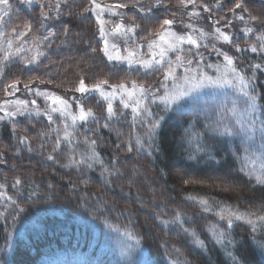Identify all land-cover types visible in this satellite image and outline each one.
Returning a JSON list of instances; mask_svg holds the SVG:
<instances>
[{
	"label": "trees",
	"instance_id": "obj_1",
	"mask_svg": "<svg viewBox=\"0 0 264 264\" xmlns=\"http://www.w3.org/2000/svg\"><path fill=\"white\" fill-rule=\"evenodd\" d=\"M101 1L132 7L135 11H129L128 15L140 25L137 28L140 38L149 37V32L157 29L163 19L175 20L180 9H184L178 0H165L167 7L160 8L152 7L154 0ZM10 2L13 26L31 23L36 35H47L49 30L57 35L45 42L42 50L46 55L38 65L26 67L17 58L7 65L0 75V99L4 97L5 86L13 80H20L21 85L31 80L34 85L46 86L60 95L75 92L72 89L81 77L87 85L107 79L109 85L130 84L135 80L151 85L152 89L161 86L162 72L119 68L104 57L95 20L89 13L81 15L88 7V0H67L61 5L59 16L53 11L52 18L44 21V28H41L40 5L47 10L50 3L40 0L24 6L20 0ZM215 3L216 0H196L195 7L201 9L202 4H207L211 8L206 12L210 22L219 21L215 24L223 27L233 14L228 9L235 0H222L220 8L213 7ZM136 4L145 13L137 11L133 7ZM245 6L253 15L264 19V0H246ZM149 8L151 12L147 11ZM237 13L247 19V13L241 10ZM250 26L254 33L247 37L238 34L228 48L221 46L235 58L238 69L249 76L252 63H264V53L258 55L248 50L264 25L251 22ZM65 27L69 29L67 37L63 35ZM32 38L29 34L27 40ZM237 44L244 51L237 52ZM92 48L97 51L92 52ZM255 87L264 96V72L257 70ZM236 96L233 90L191 101L183 112H174L164 119L151 149L145 138L139 151L134 137L143 138L146 126L141 122L133 125L125 115L106 121L104 106L95 97L84 99L82 104L85 109L92 108L96 119H90L87 124L78 122L72 130L71 143L61 139L59 148L55 147L57 129L61 138L63 130L57 121L50 124L44 117L37 120L20 117L3 122L0 159L4 162L0 163V184L4 187L0 192L5 198L0 200V264H135L141 254L149 264H232L229 253L240 264H264V250L257 246L264 242V227L253 233L250 225L234 221L233 227L227 229L226 222L218 221L214 212L205 213L199 204L187 199L190 195L203 197L210 203L241 210L264 208V185L241 171L244 157L259 145L248 148L235 136L230 137L228 147L225 137L206 127L217 119L218 108L230 105ZM260 103L264 104V99ZM106 122L108 127H104ZM182 129L209 151L208 162L196 157L191 149L176 150ZM42 132L49 134L41 136ZM22 136L28 138L24 144L19 143ZM85 137L96 140L99 162L89 161L91 168L87 163H70V158L80 161L82 153L88 155ZM49 155L53 160L47 159ZM104 169H111L113 174ZM16 178L21 180L18 186H14ZM224 186L229 190H223ZM8 197L25 211L18 213ZM177 212L182 213L183 227L195 230L205 241V249L196 247L192 237L174 222ZM212 224L226 230L223 244L213 239L209 231ZM126 230L136 238L135 244L137 239L139 244L130 257L121 259L116 236Z\"/></svg>",
	"mask_w": 264,
	"mask_h": 264
},
{
	"label": "snow or ice",
	"instance_id": "obj_2",
	"mask_svg": "<svg viewBox=\"0 0 264 264\" xmlns=\"http://www.w3.org/2000/svg\"><path fill=\"white\" fill-rule=\"evenodd\" d=\"M23 3L32 4L34 0H22ZM38 2V0H37ZM90 7L84 8L81 15L84 13H91L95 18L99 26V36L103 40L104 47L100 49L104 56L109 61H116L118 63H126L130 69H136V71L143 70L145 73L151 72H162L163 82L161 87L164 88L163 95H157L152 90L151 85L145 86L144 83H138L133 80L130 82L131 87L125 82L119 84L109 85L107 79L100 80L93 85H87L85 79L81 77L77 85L72 89L75 92L81 94V97H87L92 93H99V96L106 102V121L112 120L114 117L119 118L125 115L123 111L117 113L114 110L112 101L119 96L120 104L123 109H131L133 125L137 122H141L146 126L144 137H134L136 142L137 150L139 151L144 147L145 138L148 141V147L151 149L155 145L156 137L158 136L159 130L162 126V121L165 119V114L168 112H179L182 110V102L186 101V98H196V94L204 88L213 89H232L237 93L236 98L231 101V104L221 105L217 112V119L211 121L206 127H208L213 133L221 137H235L239 136L242 141L252 148L257 137L259 138L260 144L256 151L252 152L251 155L245 156V164L242 166L241 171L250 178L254 177L255 182L260 185H264V104L260 103L264 96L256 89V72L257 70L264 72V63H252L250 68L252 74L246 75L242 72L235 64V58L228 55L225 52H220L219 49L212 45V49L217 52L218 55L223 56V64H206L201 66L203 56H200V60L197 61L191 57L192 48L197 50L200 47V41L212 36L216 40H222L226 44L233 43L230 34L222 31L220 28L215 27L214 22L212 33H207L203 29L196 28L194 24H186L185 27L189 29V32L179 34L172 30V25L175 23L174 19L165 18L159 23V27L154 31L149 32V37L152 39L141 37L142 40H146L148 54H143L140 51L141 45L135 41L136 29L140 27L139 24L131 23L124 24L122 21L115 23L110 29L106 28V25L110 24L109 20L104 19V13L107 12L110 15H122L117 12L116 9L127 8L128 5L125 3H116L113 5L101 4L98 0H89ZM67 3V0H56L53 9L50 3L48 9L45 10L44 5L41 4V28H44V21L52 18V12L55 11L56 15L59 16L61 11V4ZM179 5L187 7L189 4L193 5V11L189 13L190 17H198L199 12L195 11L196 0H178ZM246 0H235L234 5L228 10L233 13L236 19L241 20L245 23V27L241 29L243 34L247 37L250 33H254V28L250 26L251 22H257L264 25V19H261L257 15H253L249 9L245 6ZM135 7V5H133ZM153 8L167 7L165 0H154L152 5ZM204 12H210L211 8L207 4H202ZM215 8L222 7V0H216L213 5ZM237 10H241L242 13H247V19L243 14H237ZM143 11V9H138ZM147 11L151 12L152 8ZM13 4L10 0H0V75L4 74L7 65L13 61L14 58L19 57L25 66L38 64L40 58L46 55L43 49L46 41H49L51 37L57 35L56 32L49 30L47 35H36L33 31V25L31 23H24L22 25L13 26L12 21ZM175 15V14H173ZM220 19H224L221 17ZM232 21H228L225 27L231 25ZM199 33V36L194 33ZM32 34V40L26 41L24 38ZM63 35L67 37L69 35V29L64 28ZM109 37H119L123 40V53L121 54V48L117 42L111 41ZM131 42V44L129 43ZM63 43V42H62ZM27 45V46H26ZM184 45H189L187 49V55L185 54ZM207 47V45H205ZM237 52H242V49L238 44L235 45ZM92 52H96V48L91 49ZM248 50L252 53L261 54L264 53V30L256 34L255 42L248 46ZM30 52L32 55L25 58L22 54ZM169 53L175 54V60L169 58ZM197 55H200L197 51ZM196 64L193 68L192 65ZM177 68H183V75L177 73ZM205 69H214L216 75L209 74ZM171 80V87H168L167 82ZM22 83L20 80H13L7 84L4 88L6 95H14L16 91H19L17 85ZM51 83V81H49ZM32 81L24 83V88L29 92ZM108 85L111 91H106L104 86ZM36 95H43L46 100H51L52 105L45 110L39 108L29 109L28 102L25 100H5L0 104V112L4 115L0 116V120L6 118L15 117L17 115H28L35 114L36 116L46 115L48 121L54 123L52 113H59L61 122L64 123L63 137L59 136V129H57V140L56 148L60 147L61 139L71 143L73 139V131L78 122L87 124L89 119H96V115L92 108L85 109L81 100L76 101L77 111H71L72 105L69 102L55 94H48L44 92L36 91ZM151 97L152 103H156L157 100L163 104L162 113L154 114L149 107L145 104V99ZM35 105V100L31 101ZM71 121L69 124L68 121ZM108 123L104 124V127H108ZM73 131H69V129ZM51 131V129L49 130ZM49 132L40 133L41 136L48 135ZM28 138L20 137L19 143L24 144ZM85 143L89 146V153L85 156L81 154V160L75 161L70 158V163L80 164L87 163V166L91 168L93 165L89 161L99 162L95 147L96 140L85 137ZM119 147V146H118ZM245 149V151L248 150ZM32 151L31 147L28 149ZM55 150V149H54ZM200 150V149H197ZM128 151H132V147L129 146ZM151 155V152H149ZM48 160H53V156L49 155ZM259 160V167H256V161ZM4 161L0 159V163ZM115 164L116 161L114 160ZM249 163L253 166L249 168ZM105 172L113 174L111 169H104ZM189 183V181H185ZM21 184V180L16 178L14 186ZM4 185L0 184V188ZM223 190H229L228 186H224ZM34 195V193H33ZM5 198V194L0 192V200ZM12 205L17 207L18 213L25 211L24 208L19 207L17 202L11 197L7 198ZM187 199L192 200L201 206L203 212H214L218 217V221L226 222L227 229L233 227L234 221H243L244 223L251 226V231L255 233L258 228L264 227V208L259 210L246 209L241 210L238 207L231 205L221 206L215 202H209L208 199L203 197L188 196ZM219 209L216 211V209ZM2 215V214H0ZM7 219V217H5ZM15 220V217L13 218ZM174 222L179 224L183 229V232L188 236L192 237L193 243L200 249H205L206 244L204 240H201L195 230L183 227L184 221L182 220V213L177 212L174 217ZM164 223H168L165 221ZM119 231V229H113ZM209 231L213 235V239L218 244H223V239L226 234V230H222L217 227L216 224L209 226ZM126 235L128 239H136L130 231L122 233ZM232 243V241H229ZM139 244V240H136V245H127L122 250V255L131 256L132 250ZM262 250H264V242L257 244ZM178 251V250H177ZM232 264H240L239 260L232 256ZM135 264H149V261L141 258L135 261Z\"/></svg>",
	"mask_w": 264,
	"mask_h": 264
},
{
	"label": "rangeland",
	"instance_id": "obj_3",
	"mask_svg": "<svg viewBox=\"0 0 264 264\" xmlns=\"http://www.w3.org/2000/svg\"><path fill=\"white\" fill-rule=\"evenodd\" d=\"M21 3L24 5V6H30V5H33L35 3H39L40 0H34V2L32 4H27V3H23L22 0H20ZM47 3H51L53 6H55V2L56 0H52L53 2H51V0H45ZM152 1V0H151ZM99 3L101 4H108V5H113V4H116V3H105V2H102L101 0H98ZM88 7H90V2L88 0ZM154 3V1L152 2V4ZM62 5V4H61ZM135 8L137 9H140L139 8V5L136 4ZM193 8L194 6L189 4L187 8L184 7V9H180L181 12L180 14L178 15V17L175 19V23L172 25V30L179 33V34H184L186 32H189L190 30L187 29L185 27L186 24H194L196 26V28H200V29H203L205 32L207 33H212L214 31V28H213V25H214V22H210V20L208 19V13L204 12L203 11V8L199 9V8H196L195 7V11L199 12L200 15L198 17H190L189 16V13H191L193 11ZM134 10L132 7H127V8H121V9H116L117 12L121 13L122 15H110L109 13L105 12L104 13V19L106 20H109L110 21V24L106 25V28L110 29L115 23H119V22H123L124 24H131V23H134V21L130 18V16L128 15L129 11H132ZM135 11V10H134ZM143 12V11H141ZM178 12V11H177ZM145 13V12H143ZM90 16L95 20L96 22V18L89 12ZM239 15V13H237ZM230 21H232L231 25H229L227 28H229V30H224L225 25L227 24V22L222 25L223 27H219L215 24V27L217 28H220L222 31L228 33L231 35L232 37V40L239 34V36H245L243 34V32L241 31V29H243L245 27V23L241 20H238L236 19V17L232 14V16H230ZM96 27H97V35H98V39L100 40L101 42V46L102 48L104 47V44H103V40L100 38L99 36V26L96 22ZM194 35L196 36H199V33H194ZM27 37L26 36L24 39L28 42H30L31 40H27ZM149 39H152L154 37H147ZM110 39V42L111 41H115L117 42L118 46L121 48V54L124 55L126 53H123V47H124V44H123V40L119 37H109ZM135 41L137 44L141 45V48H140V51L141 53L143 54H148V48H147V43H146V40H142L140 37H138L137 35V29H136V33H135ZM131 44V42H129ZM215 45V47L217 49L220 50V52H224L223 49H222V45L225 46L226 48L229 47L230 44H226L224 43L222 40H216L214 39L211 35L208 36L207 38L203 39L200 41V47L199 49L197 50L196 48H192V53H191V57L190 58H194L195 60L199 61L200 60V56L202 55L203 56V61L201 62V66L203 67V65H206V64H213V65H216V64H223V56L222 55H219L221 56L220 58H218V54L216 51H214L212 49V45ZM205 45H207V47H205ZM27 46V45H26ZM185 48V54L187 55V49L191 46L189 45H184L183 46ZM197 51L199 52L200 55H197ZM214 53V54H213ZM226 53V52H225ZM25 58H28L32 55V53L30 52H25L22 54ZM104 55V54H103ZM213 56V57H211ZM106 59L107 57L104 56ZM42 58V57H41ZM41 58H40V61H41ZM169 58L172 59L173 61L175 60V54L174 53H169ZM17 59L21 62H23L19 57H17ZM220 60V61H217V60ZM108 60V59H107ZM109 61V60H108ZM111 64L119 67V68H125L127 70H136V69H130L128 67V65L126 63H118L116 61H109ZM24 63V62H23ZM40 63V62H39ZM38 63V64H39ZM38 64H34V65H28L26 67H33V66H36ZM25 65V63H24ZM193 68L196 67V64L194 63L192 65ZM206 71L209 72V74L211 75H216L214 69H205ZM142 72H144L143 70H140ZM177 73L180 74V75H183V68H177ZM38 79H34L33 81H37ZM171 84H172V81L169 80L167 82V85L168 87H171ZM129 87H131L130 84H128ZM19 91H16L14 95H6L5 91L3 93V98L0 99V104H2L5 100H16V99H19V100H25L28 102V108L29 109H35V108H39L41 110H45L47 109L50 105L51 106H56V105H52V101L51 100H46L45 97L43 95H36V91L39 90L40 92H44V93H48V94H55L56 96H59L65 100H67L69 102L70 105H72L71 107V111L73 112H76L77 111V108H76V101L77 100H81V102L84 101V99L86 98H89V97H95L99 102L102 103V105L104 106V113L105 115H107L106 113V102L99 96V93H92L90 95H88L87 97H84L82 98L81 97V94L78 93V92H71L70 94H67V95H60L58 94L57 92L53 91L52 89L46 87V86H42V85H34V83L32 82V85H31V88H32V91L29 92L28 90H26L24 88V85H21V84H18L17 85ZM105 90L106 91H111V89L109 88L108 85H105L104 86ZM154 92H156L157 95H163L164 94V88L163 87H158L157 89H152ZM230 91H233L232 89H213V88H204L200 91V93L196 94V98L195 99H198V98H204V97H208V96H214V95H224ZM195 99H192V98H186V101L185 102H182V110L181 112H183L189 105V103ZM35 100V105H33L31 103V101ZM113 103V107H114V110L117 111V113H119L120 111H123L125 113V116L129 117L130 118V121H132V113H131V109H123L122 108V105L120 104V100H119V96H117L116 99H114L112 101ZM145 104L149 107V109L154 113V114H163L162 113V109H163V104H161L158 100L156 103H152V98L149 97L147 99H145ZM174 112H168L165 114V118L168 117L170 114H173ZM4 113L3 112H0V116H3ZM53 115V119H54V122H58L62 128V130L64 129V123L61 122V117L59 115V113H52ZM20 117H28V118H33V119H39L41 117H44L47 119V116L46 115H40V116H36L35 114L33 115H28L27 113H25L24 115H17L15 117H10V118H6L4 120H0V126L3 122H8V121H11V120H16ZM91 119V118H90ZM89 119V120H90ZM68 123L70 124L71 121L69 120ZM163 123V121H162ZM73 129H69V131H72ZM228 142V147L230 146V142H231V138L230 137H225ZM260 144V141H259V138L257 137L256 139V143H255V146L259 145ZM202 144L199 143V145L196 143V139L193 138V136L189 133H187L184 129H182V132H181V135L176 143V150L179 152L178 149H181V147H184L185 148V151H187L188 149H191V152H193L195 154L196 157H202L203 160H205V162H208L207 160H209V154H208V150L206 148H202ZM197 149H200V150H197ZM189 158V157H188ZM192 159V158H190ZM259 163L260 161L257 160L256 161V164L255 166L256 167H259ZM253 165L251 163H249V168H251ZM116 239L119 240V243L120 245H116V248L117 250L121 253H119V258L121 259H125L127 258L128 256H124L122 255V250L127 246V245H136L135 244V241L134 239H128V237L126 235H118L116 236ZM115 249V246L113 247ZM136 249V247L134 248ZM133 249V250H134ZM225 250H227V248L225 247ZM138 260V259H137Z\"/></svg>",
	"mask_w": 264,
	"mask_h": 264
}]
</instances>
